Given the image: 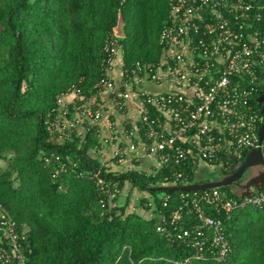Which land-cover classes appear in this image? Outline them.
<instances>
[{
    "label": "trees",
    "instance_id": "obj_1",
    "mask_svg": "<svg viewBox=\"0 0 264 264\" xmlns=\"http://www.w3.org/2000/svg\"><path fill=\"white\" fill-rule=\"evenodd\" d=\"M120 12L126 38L116 40L123 68L157 63L169 0H0V204L25 234L28 264H181L190 255L158 231L157 214L176 210L182 192L165 193L164 207L157 188L199 184L192 160L151 175L117 176L93 156L101 147L98 127L67 140H59L52 127L60 96L76 87L88 103L97 94L104 48L115 38ZM263 89L252 100L257 109ZM51 154L80 160L78 170L102 168L119 192L130 184L131 192L147 193L153 204L146 197L140 202L148 215L130 210V198L120 205L119 194L103 196L93 181L75 172L55 179L43 160ZM222 158L230 165L222 172L230 175L234 164L226 152ZM207 214L221 217L211 209ZM226 230L230 257L192 264H264V207L235 211Z\"/></svg>",
    "mask_w": 264,
    "mask_h": 264
},
{
    "label": "built area",
    "instance_id": "obj_2",
    "mask_svg": "<svg viewBox=\"0 0 264 264\" xmlns=\"http://www.w3.org/2000/svg\"><path fill=\"white\" fill-rule=\"evenodd\" d=\"M169 7L170 19L160 36L159 61L137 63L132 70L123 68V87H116L111 72L122 56L118 41L112 39L105 45L102 76L92 98L109 92L116 109L125 108L135 98L141 100L143 144L160 169L200 160L226 171L230 165L223 161L225 152L239 159L243 153L259 148L264 153V143H259L264 114L261 105V109L252 105L264 86V0H169ZM148 82H168L173 89L150 94L143 88ZM72 95L78 102L70 108L66 98ZM92 98L85 103L76 87L58 98L52 127L59 140L98 127L103 105L91 102ZM100 143L98 150L102 153L110 141ZM129 149L134 153L137 146L132 144ZM112 154L118 162L124 160L122 150H113ZM43 160L55 179L72 171L93 181L103 196L119 194L102 168L78 170L80 160L56 154ZM100 164L111 172L110 165ZM231 193L222 188L182 192L176 210L169 216L157 214L161 221L158 231L172 244L190 251L181 264L222 263L230 257L226 220L235 211L263 208L264 188L247 197ZM168 203L164 197L163 206ZM207 209L221 217L208 215ZM24 237L18 223L0 204V264H28Z\"/></svg>",
    "mask_w": 264,
    "mask_h": 264
},
{
    "label": "crops",
    "instance_id": "obj_3",
    "mask_svg": "<svg viewBox=\"0 0 264 264\" xmlns=\"http://www.w3.org/2000/svg\"><path fill=\"white\" fill-rule=\"evenodd\" d=\"M120 59L121 58L117 60L111 72V77L116 87H123L124 81L123 62ZM143 88L150 94H159L173 89L168 82L159 84L148 82ZM96 101H99L103 105L102 118L98 122L100 140H109L110 145L104 148L102 153H99V150L97 152L93 151V156L97 158L100 163L110 165L111 172L117 176L130 171L148 175L158 172L160 168L157 159L147 152L143 144V131L140 127L141 100L135 98L134 101L127 102L125 108L116 109L113 105L111 94L104 91L91 100V102ZM75 102H78V98L76 99L73 95L66 98V103L70 108L74 106ZM132 144L137 146V150L134 153L129 149ZM117 149L123 152L124 160L121 162L114 159L112 154L113 150ZM195 166L198 175L205 172L206 169L214 170L219 168V166L216 167L200 160L195 163ZM121 193L120 191L119 197ZM132 193L133 191L131 192V188L128 189L127 195L130 200ZM128 198H126V201Z\"/></svg>",
    "mask_w": 264,
    "mask_h": 264
},
{
    "label": "water",
    "instance_id": "obj_4",
    "mask_svg": "<svg viewBox=\"0 0 264 264\" xmlns=\"http://www.w3.org/2000/svg\"><path fill=\"white\" fill-rule=\"evenodd\" d=\"M113 34L116 39L126 38L125 21L121 12L119 13L117 25L113 29ZM256 102L262 106L261 111L264 114V89L262 94L256 99ZM259 143L260 145L264 143V125L259 130ZM227 156L234 164L235 171L218 181H210L182 187L163 186L157 188V190L163 193L179 191L195 192L213 188L231 189L232 187H235V196L247 197L252 195L254 191L259 192L264 188V153L261 148L251 150L242 162L235 154H227ZM151 190L153 189L149 188V191Z\"/></svg>",
    "mask_w": 264,
    "mask_h": 264
},
{
    "label": "rangeland",
    "instance_id": "obj_5",
    "mask_svg": "<svg viewBox=\"0 0 264 264\" xmlns=\"http://www.w3.org/2000/svg\"><path fill=\"white\" fill-rule=\"evenodd\" d=\"M4 165V164H2ZM225 177L224 173L222 172V170L220 168H216L214 170H210V169H206L205 172L201 173L198 175V173L195 174V183H205V182H210V181H218L221 178ZM131 188L130 184H126V186L121 190V196L119 197V201L118 203L120 205H123L126 201V198H128L127 195V191L128 189ZM158 197L162 198L165 196V193H160L157 194ZM144 197L149 199V202H152V198L151 196H149L147 193H144L142 191L139 190H134L133 193L131 194V200H130V205H129V209L132 211H137V213L141 214L145 212V215L147 216L148 213L145 210L146 209V205L142 206L141 205V199H143Z\"/></svg>",
    "mask_w": 264,
    "mask_h": 264
},
{
    "label": "flooded vegetation",
    "instance_id": "obj_6",
    "mask_svg": "<svg viewBox=\"0 0 264 264\" xmlns=\"http://www.w3.org/2000/svg\"><path fill=\"white\" fill-rule=\"evenodd\" d=\"M234 171H235V170H234ZM234 171H233V172H234ZM233 172H232V173H233ZM227 176H228V175H227ZM242 181H243V180H242ZM242 181H241V182H242ZM230 190H231L232 192L236 191L235 187H232Z\"/></svg>",
    "mask_w": 264,
    "mask_h": 264
}]
</instances>
